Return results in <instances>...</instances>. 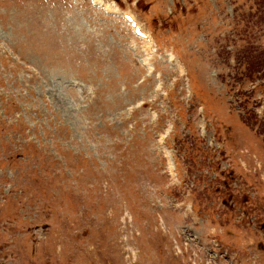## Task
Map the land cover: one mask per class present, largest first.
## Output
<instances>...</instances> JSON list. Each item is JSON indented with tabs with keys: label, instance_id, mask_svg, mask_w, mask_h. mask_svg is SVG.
<instances>
[{
	"label": "rangeland",
	"instance_id": "1",
	"mask_svg": "<svg viewBox=\"0 0 264 264\" xmlns=\"http://www.w3.org/2000/svg\"><path fill=\"white\" fill-rule=\"evenodd\" d=\"M103 2L0 0V264H264V0Z\"/></svg>",
	"mask_w": 264,
	"mask_h": 264
},
{
	"label": "bare ground",
	"instance_id": "2",
	"mask_svg": "<svg viewBox=\"0 0 264 264\" xmlns=\"http://www.w3.org/2000/svg\"><path fill=\"white\" fill-rule=\"evenodd\" d=\"M104 7H106V6H104ZM104 7H103V8H104ZM107 8H108V7H107ZM104 9H105V8H104ZM126 23H127V22H126ZM139 29H140V28H139ZM147 42H148L149 44H151V43H152V42H151V41H149V40H147Z\"/></svg>",
	"mask_w": 264,
	"mask_h": 264
}]
</instances>
